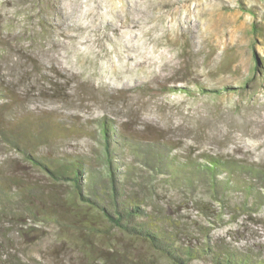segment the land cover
<instances>
[{"label":"rangeland","instance_id":"1","mask_svg":"<svg viewBox=\"0 0 264 264\" xmlns=\"http://www.w3.org/2000/svg\"><path fill=\"white\" fill-rule=\"evenodd\" d=\"M2 130L42 136L37 156L79 157L109 185L112 161L125 188L118 196L186 264H211L223 251L264 263V0H0V264H101L109 242L118 253L107 264H167L113 227L106 240L75 228L22 231L8 214L20 210L6 201L20 191L10 179L45 193L50 181ZM170 154L221 158L233 184L251 191L218 195L207 174L193 187L170 180L160 169ZM145 179L154 204L131 195ZM96 187L85 192L108 207L110 189ZM204 201L207 211L196 207Z\"/></svg>","mask_w":264,"mask_h":264},{"label":"trees","instance_id":"2","mask_svg":"<svg viewBox=\"0 0 264 264\" xmlns=\"http://www.w3.org/2000/svg\"><path fill=\"white\" fill-rule=\"evenodd\" d=\"M111 129V126L102 120L101 132L105 138V147L108 150ZM2 132L4 131L2 130ZM3 135H5L4 138L8 139L17 148H20L21 142L23 146L21 151L26 159L50 181L49 190L46 189L45 193L44 189L35 187L30 183L22 184L18 180L10 179L20 191L9 192L8 194L10 195L6 201L8 207L19 208L20 210L16 212L9 210L8 214L11 217L15 216L17 219L16 223L21 225L22 231L31 229L32 227L34 229L35 227H54L58 233H61L69 231L70 228H75L81 230L80 232L84 231L93 236L99 233L98 235L105 237L106 240L109 235V229L112 230L113 227L129 239L144 242L149 250H152L163 258L167 264H186V259L180 256L176 247L175 249L171 248L170 244L165 242L163 235L157 234L151 226L139 221L142 217L146 216L142 212V209L138 205L126 204L121 200V196H118V190L125 191V188L123 185L121 186V181L117 178L119 172L113 170L112 161L109 172L113 176H111L112 181L109 185L108 181L104 178H100L93 174L92 171L89 172L87 168H84L83 162L79 157L37 156L35 154L36 146L34 145L40 144L42 140L44 141L42 136L33 135V133L29 134V131H27L28 137L29 135L31 138L36 136L33 137L34 141H32L30 137L28 140L19 138L17 131L4 132ZM26 150L30 151L31 154ZM153 156L157 157L159 163L164 159V156L160 152L153 154ZM206 157L207 162L200 163L191 159V157H188L187 160H180L178 156L170 154L167 162H164V166L160 167V169L170 174V180L182 177L190 187L194 186L195 181L196 183L204 181V174H207L208 180H205V184L218 195L223 194L224 196L227 190L232 188H241V190L246 192L251 191V186L245 183L244 185L233 184L232 173L234 169L228 165L227 161L208 155ZM185 170L189 171L183 175L178 172ZM222 171L226 175L224 178H219V174ZM194 174L199 175V180H195ZM122 178L126 181V185H128L131 176L126 174ZM83 179H85L84 181H88V184H84ZM68 181L72 183L73 188ZM146 183L147 180L145 179L142 182L132 184L131 188L133 192L131 195L134 199L138 200L141 197L140 199L143 202L154 204L156 202L154 201L155 195L151 189H148ZM166 183L169 184V181ZM149 184H151V181ZM61 185L65 188H60ZM97 185H100L106 191L110 189L111 199L109 200L110 205L108 207L97 198H92L85 192L86 186L95 191L99 189L96 187ZM179 188H182V186H179ZM148 199L150 202L147 201ZM196 203V207L201 211H207V208H211L212 206L208 201ZM153 210L161 212L162 208L154 206ZM100 221L106 222L108 228L101 229L96 227ZM32 224L35 225L33 226ZM116 253H118L117 247L109 242L101 247L97 259L101 261V264H107L115 260L114 256ZM223 253L224 255L214 254L211 257V264H264L263 262L253 261L246 254L238 255L235 252L228 251H223ZM121 258H125V256L122 255ZM130 263L149 264L146 261H139L137 263L130 261Z\"/></svg>","mask_w":264,"mask_h":264}]
</instances>
